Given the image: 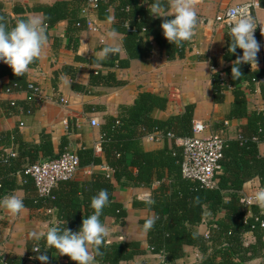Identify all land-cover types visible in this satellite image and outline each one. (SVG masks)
<instances>
[{
  "label": "trees",
  "instance_id": "trees-1",
  "mask_svg": "<svg viewBox=\"0 0 264 264\" xmlns=\"http://www.w3.org/2000/svg\"><path fill=\"white\" fill-rule=\"evenodd\" d=\"M86 1H60L53 6L34 7L32 11L41 12L48 26L67 20V36L73 44L72 50L76 51V34L85 28L81 11ZM141 1H145L147 5L144 6L135 0H98L95 14L98 19L107 20L110 11L114 12L112 29L124 35L123 46L127 58L123 59L117 53L102 61L91 59V63L111 70L129 67L131 60L143 56L141 31L146 38L147 54L152 49L149 41L152 38L169 59L184 57L187 41L183 42L182 46H175L164 37L160 27L165 19L173 17H155L149 11L151 0ZM258 6L264 8V0H258ZM2 10L0 3V22L9 28L14 26L17 20L27 19L25 14L31 11L15 6L13 11L18 17L14 20ZM78 24L81 26H77ZM255 39L259 42L258 35ZM230 43L228 33L223 54L228 66L213 74V101L216 104L223 103L225 93L231 91L234 103L225 120L247 121L238 139L227 140L221 159L222 169L216 176L214 188H206L196 180L184 178L181 171L182 149L176 146L175 139L192 136L194 106H187L183 113L171 116L165 121L157 120L151 117L152 110H165L168 100L145 92L139 95L133 105L121 106L118 116L105 118L101 125V155L87 147L76 153L80 167L105 166L113 172V178L95 173L89 181L79 182L72 179L59 183L49 196L41 197L32 177L25 174V168L40 158L51 160L61 154L54 156L51 137L46 133H42L40 144L24 143L19 134L14 133L8 135L6 143L18 145L16 158L0 153V196L12 194L17 189L23 190V202L26 207L42 210L48 217L46 210L52 209L59 221L57 227H66L75 232L79 230L82 220L93 212L89 207L90 200L100 189H107L110 199V203L103 210L101 221L105 224L106 220L114 219L124 223L128 212L122 203L113 200L116 185L144 186L151 189V203L135 201L133 204L153 213L155 224L146 232L149 250L153 254L161 255L165 264L182 259L186 247L199 250L202 259L197 264H249L257 259L264 261V228L261 226L264 214L258 206L247 208L239 195L245 182L256 176L261 178L264 186V157H261L258 151V143L264 141V112L248 111L246 91H252L259 83L264 98V59L263 67L256 70L252 69L250 64L242 63V76L233 80L232 62L242 55V50L237 48L235 54L229 53ZM38 62V59L35 60L29 68L37 66ZM211 64L212 68L216 69V65ZM5 77L9 78L5 86L6 91L29 92L27 73L16 76L8 65L0 62V79ZM99 84L107 87L124 85L113 71L106 74L94 71L89 87ZM9 105L11 106V103ZM156 132H161L166 137L172 134L173 138H166V145L161 150L146 151L142 146V137ZM66 145L67 139L63 138L62 151ZM17 174L22 176V184L18 183ZM196 197L198 200L194 199ZM206 214L212 217L208 222L207 237L198 231V226L206 220ZM144 221L140 223L143 225ZM249 233L254 237V241L247 244L246 235ZM39 247V254L48 255V264H75L67 256H64L65 262L55 261L54 258L59 254L55 249H49L45 253L44 241ZM142 252L140 242L107 243L105 239L101 246V255L95 256L94 252L93 255L96 264H121L133 260ZM37 255L38 253H35V258ZM5 260V264H26L25 259L13 255H9ZM36 260L40 264V261Z\"/></svg>",
  "mask_w": 264,
  "mask_h": 264
},
{
  "label": "crops",
  "instance_id": "crops-1",
  "mask_svg": "<svg viewBox=\"0 0 264 264\" xmlns=\"http://www.w3.org/2000/svg\"><path fill=\"white\" fill-rule=\"evenodd\" d=\"M60 1L70 0H0V3L3 6L2 12L14 20L18 17L13 11L14 7L20 6L31 9L26 12L27 17L40 14V18L44 21L43 14L32 9L37 6H53ZM135 1L147 5L145 1ZM249 1L252 0H194L197 25L193 38L187 41L183 58L169 59L152 38L149 39L152 49L147 54L146 38L141 31L143 56L131 60L129 67L124 69L111 70L90 61L91 59L102 61L106 58L99 56L98 53L106 44L111 43L106 39V33L113 26V11H110L111 23L107 22L108 19L101 20L95 13L92 14L95 30L84 28L77 32L76 51L72 50L73 44L67 36L69 28L67 20L46 27L48 39L42 55L38 58L39 62L37 66L26 71L28 83L38 85L41 88V96L28 100L27 91L8 93L5 86L9 78L0 79V153L13 150L17 156L18 145L6 143L10 134L18 133L24 143L40 144L42 133H46L51 137L55 157L64 152L76 154L83 147L92 148L96 154L101 155V125L105 122V118L118 116L121 106L133 105L139 95L145 92L168 100L165 110L156 108L152 110L151 117L154 119L165 121L171 116L183 113L187 106L193 105V122H202L207 126L204 135L219 134L229 141L238 139L247 120H225L234 103L233 93L226 92L223 103L216 104L213 101V74L228 66L223 54L229 33L228 28L217 25L215 18L228 7ZM255 3L253 16L260 25L264 26V8L257 5V0ZM258 37L261 48L257 54V65L251 66L255 70L263 67L264 59V32L259 31ZM123 38L124 35L119 33L117 37L119 55L125 59L127 54L123 46ZM211 63L216 65V69L212 68ZM94 71L102 74L113 71L116 78L124 85L107 87L99 84L90 88V79ZM81 88L83 90H80ZM246 91L248 111L264 112V98L259 83L252 91L250 89ZM13 102L16 105L13 106ZM92 119H97V126H92ZM154 134H146L141 139L146 151L161 150L166 145L165 140L168 137L159 132V140L153 141L150 137ZM63 138L67 139V145L62 151ZM258 151L259 155L264 157V141L258 143ZM16 156L9 157L16 158ZM95 173L113 178V172L107 167L87 166L80 168L74 180L89 181ZM16 178L18 183L22 184V176L17 174ZM156 186L157 184L154 185ZM261 187H264L262 180L256 176L245 182L239 191L241 202L249 201V205L246 204L247 208L257 206L250 197ZM13 193L22 200L25 198L23 190L17 189ZM150 195L151 189L148 187L116 185L113 200L124 205L128 216L124 223L114 219L106 220L105 226L109 229L107 243L140 242L143 251L133 260L121 264H165L161 255L150 252L147 234L140 223L152 217L153 213L142 207L137 208L133 204L135 201L139 203L149 201ZM259 209L264 214V209L260 207ZM55 219L56 214L48 217L44 211L26 206L19 215H12L0 208V264H5V259L9 255L25 259L26 264H38L35 258L36 252L32 249L33 246L40 245L43 239L39 241L30 239L28 233L46 232L48 227L53 226ZM205 219L198 226V231L202 235L209 233L208 222L212 217L206 214ZM253 241L252 234H247L246 243ZM89 248L91 251L93 246L90 245ZM65 257L57 255L54 260L65 262ZM201 259L199 250L186 247L184 257L170 264H197ZM249 264H264V261L257 259Z\"/></svg>",
  "mask_w": 264,
  "mask_h": 264
},
{
  "label": "clouds",
  "instance_id": "clouds-1",
  "mask_svg": "<svg viewBox=\"0 0 264 264\" xmlns=\"http://www.w3.org/2000/svg\"><path fill=\"white\" fill-rule=\"evenodd\" d=\"M149 11L155 17H173L165 19L160 25L164 37L170 43L179 47L183 45V42L193 38L197 25V13L193 0H167L166 3L165 0H151ZM107 22L111 23V17H108ZM256 27L257 24H254L253 19L243 12L230 26L231 43L228 51L235 54L237 48L242 50V55L237 56L232 62L233 80L242 76L240 71L242 63L257 65V54L261 44L253 34ZM118 35L115 29L106 33V39L111 43L100 49L99 56L108 57L119 53ZM47 39L46 24L40 18V14L17 20L11 28L0 22V62L8 65L13 73L19 76L25 73L29 65L42 55ZM194 199L198 200V197ZM250 199L254 200L258 207L264 209V187L256 190ZM109 203V192L107 189H100L90 200L89 207L93 209V212L82 220L78 231L73 232L66 227L53 225L48 227L46 232L30 231L28 236L36 241L43 239L45 253L49 249H55L59 255L68 256L75 264H96L93 252L95 256L101 255V246L109 235V229L101 221L103 210ZM146 203H151V201H146ZM0 208L12 215H19L25 205L23 200L13 193L0 196ZM63 223L65 224V221ZM154 224V218H147L142 225L143 231L148 232ZM90 245L93 246L91 251ZM32 250L38 253L36 259L40 261V264H48L49 257L47 254H39L41 251L39 245L33 246Z\"/></svg>",
  "mask_w": 264,
  "mask_h": 264
},
{
  "label": "built area",
  "instance_id": "built-area-1",
  "mask_svg": "<svg viewBox=\"0 0 264 264\" xmlns=\"http://www.w3.org/2000/svg\"><path fill=\"white\" fill-rule=\"evenodd\" d=\"M97 3L98 0H87L86 5L81 11V15L84 18V27L88 30H95L92 14L96 11ZM255 5V0L232 5L219 13L215 18V22L217 25L225 26L230 30V26L235 22L236 17L243 12L253 19L254 24H257L253 33L254 37H256L259 31L262 32L264 26L260 25L253 16ZM229 13H232V15H229ZM77 26H81V24ZM28 91V100L41 96V88L34 83H29ZM7 92L10 93L8 90ZM12 105L14 106L16 103L13 102ZM91 124L92 126H97V119H92ZM206 130L207 126L204 123L194 121L192 136L176 138L175 144L182 149L181 171L183 177L196 180L203 187L214 188L216 186V176L222 169L221 159L223 158V149L226 146L227 140L219 134L204 135ZM158 134L156 132L151 136V140H159L160 137ZM167 137L172 139L173 135L168 134ZM6 155L15 157L16 153L13 150H8ZM80 168L78 156L72 152H64L58 158L41 160L26 167L25 174L32 177L39 196L47 197L59 183L74 179ZM242 202L245 206L246 204L249 205V201ZM46 213L49 216L55 214L52 209H47ZM58 223L59 221L56 218L53 221V225L57 226ZM261 226L264 228V222Z\"/></svg>",
  "mask_w": 264,
  "mask_h": 264
}]
</instances>
